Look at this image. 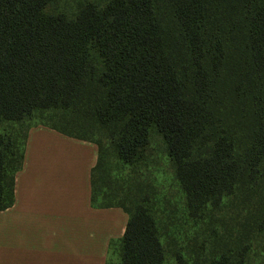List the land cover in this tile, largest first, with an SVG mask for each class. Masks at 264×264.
<instances>
[{
	"label": "trees",
	"instance_id": "16d2710c",
	"mask_svg": "<svg viewBox=\"0 0 264 264\" xmlns=\"http://www.w3.org/2000/svg\"><path fill=\"white\" fill-rule=\"evenodd\" d=\"M62 1L0 0V210L29 135L3 126L49 112L98 147L92 206L128 215L119 264H264V0ZM152 128L194 224L184 246L163 243L136 178L98 202L102 156L137 169Z\"/></svg>",
	"mask_w": 264,
	"mask_h": 264
},
{
	"label": "crops",
	"instance_id": "0c3cea01",
	"mask_svg": "<svg viewBox=\"0 0 264 264\" xmlns=\"http://www.w3.org/2000/svg\"><path fill=\"white\" fill-rule=\"evenodd\" d=\"M97 145L46 126L28 135L14 204L0 210V264H119L121 208L92 206Z\"/></svg>",
	"mask_w": 264,
	"mask_h": 264
},
{
	"label": "rangeland",
	"instance_id": "374dc122",
	"mask_svg": "<svg viewBox=\"0 0 264 264\" xmlns=\"http://www.w3.org/2000/svg\"><path fill=\"white\" fill-rule=\"evenodd\" d=\"M73 3H76V0L62 1L58 9L70 10ZM50 116L52 115L49 112H36L21 124H5L3 132L7 134L16 132L22 137V133L27 128L30 132L35 127L43 126L50 120ZM150 138L149 158L137 169L132 170L129 165L117 159L111 151L105 152L102 156L103 165L95 170L98 185L103 187L98 202H102L103 194H110L112 189L115 193L120 188L127 191L136 178L135 184L142 182L145 186L143 191L153 196L152 210L158 219L163 243L177 244L178 247L184 246L194 225L187 215L185 193L175 177L172 161L165 150L163 137L155 128H152ZM19 143L22 147L23 141L19 140ZM111 262L110 260V264H113ZM167 264H175L174 259L169 257Z\"/></svg>",
	"mask_w": 264,
	"mask_h": 264
}]
</instances>
